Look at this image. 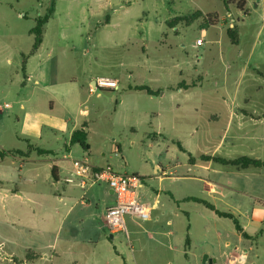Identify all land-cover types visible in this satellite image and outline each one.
<instances>
[{"label": "rangeland", "instance_id": "obj_1", "mask_svg": "<svg viewBox=\"0 0 264 264\" xmlns=\"http://www.w3.org/2000/svg\"><path fill=\"white\" fill-rule=\"evenodd\" d=\"M241 2L54 1L43 50L59 54L65 73L85 85L86 97L89 79L117 80L119 90H97L72 115L88 123L89 151L71 146L68 135L60 134L53 146L43 145L55 156L32 154L21 172L18 157L0 163V264H15L14 258L23 264L31 259L29 264H139L130 218L129 235L113 234L103 225L110 187H73L59 206L53 160L62 164L87 157L95 166L140 176L143 192L167 184L156 179L158 164L178 169L188 160L180 147L193 156L203 150L212 154L219 143L222 157L247 153L234 134L262 127H251L247 119L243 122L249 124L225 128L230 112H264V0ZM51 5L52 0H0V106L10 104L0 113V150L29 149L20 138L30 121L17 101L32 96L42 102L32 90L34 80L28 83L24 75L37 62L27 68L24 61L30 58L36 20ZM229 29L238 34L237 44ZM183 83L188 88L183 90ZM66 144L71 151L64 150ZM67 174L64 170L63 177Z\"/></svg>", "mask_w": 264, "mask_h": 264}, {"label": "crops", "instance_id": "obj_2", "mask_svg": "<svg viewBox=\"0 0 264 264\" xmlns=\"http://www.w3.org/2000/svg\"><path fill=\"white\" fill-rule=\"evenodd\" d=\"M205 33L203 30L204 35ZM44 43L43 35L40 47L33 53L31 50L27 56L30 58L24 61L27 68L33 59L37 62L28 75H24L28 83L34 80L32 90L35 89L39 93L42 102H35L32 96H23L17 101L22 110L27 109L25 118L30 121L20 139L26 142L28 148H33L30 154L8 156L19 158L20 172L32 154L55 156L57 153L45 146L56 144L60 134L68 135L70 141L72 134L83 125H86L88 132V123L84 118L74 119L72 115L74 112H81L89 103L91 94L96 93L91 91L96 79H89V95L86 97L85 85L78 83L71 73H65V66L59 54L44 51ZM186 86L183 83V90ZM58 109L61 110L60 114L56 112ZM263 113L260 115L241 110V114L230 112L228 115L226 131L234 126L235 122L240 126L249 124L243 122L247 119H250L251 127H262L256 130H240L238 134H234L236 139L244 141L248 149L247 153H241L239 157L247 156L264 163V118L261 117ZM196 131L198 132V128ZM220 146L221 143L216 145L212 154L203 150L199 156H193L183 146L182 151L190 157L179 167L182 168L180 172L179 168L157 165L156 179H165L167 184L151 188L150 191H140L143 202L151 210V218L147 221L129 219L133 240L132 252L134 258H138L139 264H264V166L239 169L214 160L200 159L203 155L225 160L239 158L218 155ZM36 149L47 153L40 155ZM70 149L66 144L64 150L71 151ZM3 150L14 151L15 148ZM15 151L28 152L21 149ZM229 152L228 150L227 153ZM64 161L61 164L60 161L56 163V160H53L51 164V168L56 166L59 173L58 180L54 181L58 188L54 195L59 206L73 193V187L77 188L65 182L68 174L63 177L64 170L69 173L72 162ZM13 166L14 163H10L9 168ZM17 175L21 177L20 174ZM2 184L3 181L0 180V187ZM111 192L109 207L115 203V195ZM22 195L23 193H18V196ZM205 203L215 209L209 208ZM216 210L230 214L233 218L220 216ZM236 223L241 231L235 227ZM33 261L35 259L26 260L24 264ZM14 263L23 264V261L14 258Z\"/></svg>", "mask_w": 264, "mask_h": 264}, {"label": "built area", "instance_id": "obj_3", "mask_svg": "<svg viewBox=\"0 0 264 264\" xmlns=\"http://www.w3.org/2000/svg\"><path fill=\"white\" fill-rule=\"evenodd\" d=\"M202 43L201 39L198 40V45ZM97 90H119V83L113 79L98 78L91 91ZM8 108H10L8 104L0 106V113ZM65 182L84 191L102 184L110 187L115 195V203L105 210L102 222L111 233L124 232L129 235L127 218L141 221L151 218V210L140 196L139 189L142 185L140 176L120 174L110 166H95L84 157L72 161V168Z\"/></svg>", "mask_w": 264, "mask_h": 264}, {"label": "trees", "instance_id": "obj_4", "mask_svg": "<svg viewBox=\"0 0 264 264\" xmlns=\"http://www.w3.org/2000/svg\"><path fill=\"white\" fill-rule=\"evenodd\" d=\"M54 1L52 0V5L51 8L49 10V12L43 17V18H38L36 20V27L33 28V30L31 31V33L34 36V45H33V49H32V53L35 52L40 45L43 42V35H44V26L48 23V21L51 19V17L53 16L55 10H54ZM235 3V2H233ZM242 6L246 5V0H242ZM192 18H194V15L189 17V22H192ZM178 21H181L182 18H177ZM106 23H109L108 21ZM264 33V32H263ZM228 36L230 37L232 43L237 44L238 43V34L233 30V29H229L227 32ZM186 88H188L186 86ZM140 90H147L144 87L139 88ZM148 91V90H147ZM150 92V91H148ZM262 118H264V113L261 116ZM71 145H79L83 150L85 151H89L90 150V145L88 144V132L86 130V125H83V127L79 130H76L72 136H71V140H70ZM29 150L27 153H23L21 151H5V150H1L0 151V163L2 161H4V159L10 155H25V154H30L31 150L33 149L32 146H29ZM181 150H183L182 147H180ZM36 151L38 152V154H46L47 152L40 150V149H36ZM200 159L202 160H214L217 161L219 163L225 164V165H231V166H235L239 169H247L250 167H254V168H261L264 166V163L262 161H260L259 159H253L247 156H242L239 157L237 159L234 160H225L223 158L220 157H211L203 155L200 157ZM192 160V159H191ZM58 168L56 166H52L51 168V175L54 181L58 180ZM207 206H209V208L211 209H215L212 205H210L209 203H205ZM217 214H219L220 216H224V217H230L233 218L232 215L230 214H226V213H222L217 211ZM237 230L241 231V228L239 227L238 223H236Z\"/></svg>", "mask_w": 264, "mask_h": 264}]
</instances>
